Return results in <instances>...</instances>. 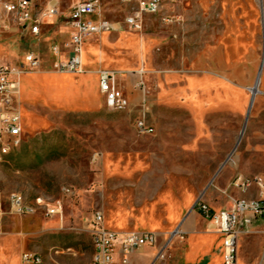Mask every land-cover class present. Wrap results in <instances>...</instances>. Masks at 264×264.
I'll return each instance as SVG.
<instances>
[{
	"label": "rangeland",
	"instance_id": "obj_1",
	"mask_svg": "<svg viewBox=\"0 0 264 264\" xmlns=\"http://www.w3.org/2000/svg\"><path fill=\"white\" fill-rule=\"evenodd\" d=\"M101 13L122 20L126 8L121 0H102ZM15 39L20 37L1 36L3 60L12 67L35 49L29 38ZM90 43L87 56L118 73L119 86H127L120 74H129L131 89L132 73L144 70L149 99L144 109L155 133L136 131L144 110L136 105L121 112L104 106L68 113L30 103L24 89L32 100L72 106V82L24 84L20 77L22 104L32 117L25 116L22 147L0 164V186L29 205L41 200L44 208L5 219L0 264H21L22 253L40 255L43 264H91L89 230L96 212L112 230L122 218L143 232L159 233L173 230V206L183 217L199 202L207 204V197L221 203L218 193L227 196L229 209L239 199L258 198L257 188L243 192L233 181L264 176L263 158L250 155L264 143V0H163L161 14L145 16L142 30ZM227 51L234 56L233 70L218 63ZM48 65L23 73V79L54 73ZM49 208L59 210V217L46 216ZM242 237L238 264H264V218Z\"/></svg>",
	"mask_w": 264,
	"mask_h": 264
},
{
	"label": "built area",
	"instance_id": "obj_2",
	"mask_svg": "<svg viewBox=\"0 0 264 264\" xmlns=\"http://www.w3.org/2000/svg\"><path fill=\"white\" fill-rule=\"evenodd\" d=\"M129 8L128 16L123 22H113L101 17V0H84L74 6L64 18V26L70 31L67 59H58L53 70L60 74L81 75L85 73L83 54L85 43L94 36L115 34L123 31L138 32L142 30L145 16H158L163 10V0H121ZM60 15L58 7L47 5L36 9L32 0H0V29L14 28L20 32H28L39 38L42 27L51 23ZM53 54L60 58L62 48L56 44ZM26 65L13 69L2 62L0 47V164L6 158L7 151L19 150L24 143V127L20 109V81L23 73L34 72L41 66L40 60L29 53L25 56ZM143 71L136 87L141 90L142 109L147 104V88L143 81ZM117 73L100 72V92L105 98L106 107H114L121 112L130 108L131 103L122 88L117 84ZM135 129L141 135H153L155 130L148 125L146 109L141 111L135 121ZM245 183L247 192L255 187L257 199H239L228 210L213 212L205 203L199 202L197 210L208 220V231L219 234L223 239V264H238L239 238L249 231L255 217L264 218V178L238 176L233 185ZM68 193L69 190H66ZM44 208L41 200L36 206L25 202L21 194L6 195L0 186V227L6 217H23L34 214L38 208ZM61 212L47 209L46 216L54 217ZM94 251L97 258L92 264H132L131 258L146 246L156 243L153 233H122L109 230L104 225L101 212L94 214L90 230ZM162 257V253L160 254ZM21 264H43L42 257L36 253H22Z\"/></svg>",
	"mask_w": 264,
	"mask_h": 264
},
{
	"label": "crops",
	"instance_id": "obj_3",
	"mask_svg": "<svg viewBox=\"0 0 264 264\" xmlns=\"http://www.w3.org/2000/svg\"><path fill=\"white\" fill-rule=\"evenodd\" d=\"M84 0H32L33 5L36 9H41L46 7L47 5H53L59 8L60 15L51 23H48L42 27V32L39 38L32 36L28 32H20L14 28H10L9 30H1L0 29V47H1V57L2 62L9 65L8 62L3 60V45L1 36H10L11 39L16 38L17 36L20 39H15V42L23 43L26 38H29L35 44V49L33 51H29L27 54L32 53L40 60L41 68L43 69V65L48 63V69L53 70L54 63L60 59L65 60L67 59L68 49L65 48V45L69 42L70 38V31L64 26V18L69 14L70 10L81 3ZM102 2V0H101ZM122 3V1H121ZM123 4V3H122ZM126 8L125 16L122 20H111L104 17L101 13V17L103 19L113 21V22H123L125 18L128 16L129 8L127 5L123 4ZM132 31H123L120 33L115 34H106L102 36H94L90 38L84 46V54H83V63L85 68V73L81 75L75 74H60L57 72H38L35 74L29 75V79L24 80L22 78V82L24 84L28 81H32L35 79L40 80V82H51L54 79H67L72 82V90L73 94L75 95V103L72 106L66 107L60 103L48 100L44 97H41L36 100H32L28 98L26 95V90L24 89V98L25 100L29 101L30 103H40L43 108L48 109H58L60 111L68 112V113H77V112H92L102 109L105 106V98L100 92V72L102 71H109L113 72L108 69H104L103 67L99 66L95 61L92 63V60L87 56V46L90 45L91 41H98L103 40L107 36L112 35H123L126 33H130ZM11 40H9L10 42ZM60 45L62 48V56L57 58L53 52L52 47L54 45ZM244 51V47H243ZM221 59L219 66L221 69L233 70L235 67V60L234 56L228 53ZM25 54V56L27 55ZM24 61L20 63L19 66L16 64L12 67L13 69L21 68L23 65H26ZM89 65L90 69L87 70V65ZM46 68V67H45ZM144 70H137L132 73L135 77V81L132 84V88L130 89V77L129 74H120L123 77L127 86L120 88L123 89L125 95L130 100L131 106H139L142 108L141 102L143 100V94L140 89L136 87L138 80L141 77L140 72ZM229 72V71H228ZM232 72V71H231ZM118 74V73H117ZM144 76V73H143ZM142 76V77H143ZM229 78V77H227ZM21 84V83H20ZM22 84L20 90V109L23 119V127L25 131V124L27 116L29 119L32 117L30 114L25 110L22 104ZM147 102L149 99L147 97ZM35 119V118H33ZM36 120V119H35ZM250 155L252 157H262L264 162V143L257 147H252L250 151ZM256 177V176H255ZM263 177L264 176H259ZM220 192L222 190L220 189ZM218 196L222 198V202L218 205H215L210 197H205V202L209 206V208L213 212H220L223 210H228L229 199L227 196H223L221 193H218ZM230 197V196H228ZM43 209L42 207L38 208L34 214L26 215V216H33L37 214L39 211ZM170 212V222L174 225V228L170 232H143L133 225L130 222H125L122 218L118 219L115 223L116 230H112L106 227L109 230L122 232V233H153L156 236V243L153 246H146L145 249L139 253L135 254L131 258L132 264H223V239L219 234L211 233L208 231V220L207 218L199 212V210H193L192 212L187 213L183 217H179L178 215V207L173 206L169 209ZM59 215L54 216L52 218H58ZM6 217L5 219H7ZM5 219L2 224V228L5 225ZM259 220H263L262 217H255L253 223L259 222ZM251 225V226H252ZM156 225L149 224L147 227L149 229H154ZM92 228V226H91ZM91 230V229H90ZM89 230V231H90ZM7 234V232H6ZM5 235V234H4ZM91 237V234H90ZM92 240V237H91ZM240 240H244L241 236L238 241V259H239V242ZM158 242H162L163 246L161 249L156 248V244ZM156 248V249H154ZM162 253V257L160 258V254ZM159 260H163V262H159Z\"/></svg>",
	"mask_w": 264,
	"mask_h": 264
},
{
	"label": "bare ground",
	"instance_id": "obj_4",
	"mask_svg": "<svg viewBox=\"0 0 264 264\" xmlns=\"http://www.w3.org/2000/svg\"><path fill=\"white\" fill-rule=\"evenodd\" d=\"M259 83H260V77L259 79L257 80V83H256V86L255 88H252L251 89V93L252 95H255L258 94V87H259ZM20 90H21V84H20ZM111 111H114V107H108ZM17 150H13V151H7V154H6V158L9 157L11 154H13L14 152H16ZM6 158H1V162L3 160H5ZM238 188L242 189V190H245V183H238ZM12 194H15V193H12ZM93 258H97V251H94V256ZM92 264V262H91Z\"/></svg>",
	"mask_w": 264,
	"mask_h": 264
},
{
	"label": "water",
	"instance_id": "obj_5",
	"mask_svg": "<svg viewBox=\"0 0 264 264\" xmlns=\"http://www.w3.org/2000/svg\"><path fill=\"white\" fill-rule=\"evenodd\" d=\"M261 72H262V68H261V70H260V72H259L258 79H259V77H260V75H261ZM255 97H256L255 95H252V97H251L250 105H249V109H248V115H249V113H250V111H251V109H252V106H253V104H254ZM248 115H247V117H248Z\"/></svg>",
	"mask_w": 264,
	"mask_h": 264
}]
</instances>
